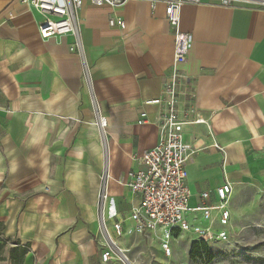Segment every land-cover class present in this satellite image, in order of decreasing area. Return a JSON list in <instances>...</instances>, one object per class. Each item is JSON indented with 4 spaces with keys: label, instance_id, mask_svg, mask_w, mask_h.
<instances>
[{
    "label": "crops",
    "instance_id": "crops-1",
    "mask_svg": "<svg viewBox=\"0 0 264 264\" xmlns=\"http://www.w3.org/2000/svg\"><path fill=\"white\" fill-rule=\"evenodd\" d=\"M78 18L88 81L69 51L71 37L41 41L35 15L18 0H0V264H121L101 260V218L119 246L159 237L125 234L132 223L124 219L138 199L120 181L158 141L159 106L147 103L161 97L172 70L165 5L86 2ZM110 18L121 19L123 29L110 27ZM179 30L189 48L176 70L193 94L181 99L180 117L205 121L182 128L183 143L195 151L186 164L188 208L203 193L216 206V190L229 184V231L234 189L264 183V9L244 1L185 5ZM93 99L107 121L105 145ZM189 108L194 112L185 115ZM142 113L146 122L139 125ZM102 179L106 199L99 203ZM184 219L208 226L199 213ZM116 222L123 223L119 237ZM183 234L197 240L190 232L174 238Z\"/></svg>",
    "mask_w": 264,
    "mask_h": 264
},
{
    "label": "built area",
    "instance_id": "built-area-1",
    "mask_svg": "<svg viewBox=\"0 0 264 264\" xmlns=\"http://www.w3.org/2000/svg\"><path fill=\"white\" fill-rule=\"evenodd\" d=\"M36 17L37 33L41 41L55 40L59 43L66 37H71L73 43L69 51L74 53L83 63V75L88 81V70L84 58V50L79 31L78 13L87 2L95 7H109L119 9L130 1H148L151 7L158 1L165 5V16L169 27L173 30L174 51L172 70L169 79L164 83L162 95L159 99L148 101L149 105L159 106L156 124L158 126V141L152 149L143 153L137 163L139 169L129 172L126 185L132 196L138 199L130 215L124 219L132 223L125 232L127 235H142L145 232H159V247L165 257L172 252L171 240L174 234L190 232L207 244H225L228 242L230 212L228 209L232 188L229 184L216 190L217 205L206 204L208 194L201 195V201L193 209L188 208L190 192L186 185V164L195 151L183 143L182 128L188 124H205L200 117L186 120L180 117L181 99L192 97V93H185L187 80L176 70L178 65L185 62L189 48V36L179 30L180 11L185 5H202L204 1H215L223 7H233L235 2L244 1L256 8L264 9V0H18ZM110 27L123 29L124 23L119 18H110ZM93 112L102 143L105 145L106 118L100 114L96 101L92 100ZM194 111L187 109L186 114ZM146 114L140 115L138 124L146 122ZM218 148V147H217ZM98 202L106 199V180L102 179V186L97 196ZM219 213L217 222L212 219V212ZM199 213L208 222V226L200 228L190 225L185 219L186 213ZM122 221V222H124ZM122 222L113 225L117 237L123 234ZM217 225L220 230L214 231ZM100 231L103 234L105 252L101 256L102 262L115 259L121 264H132L127 258L128 251L120 248L109 236L102 218Z\"/></svg>",
    "mask_w": 264,
    "mask_h": 264
},
{
    "label": "rangeland",
    "instance_id": "rangeland-1",
    "mask_svg": "<svg viewBox=\"0 0 264 264\" xmlns=\"http://www.w3.org/2000/svg\"><path fill=\"white\" fill-rule=\"evenodd\" d=\"M231 209L228 242L208 244L211 262L189 259L190 246L197 240L184 234L171 240L169 257L163 255L152 235L134 237L120 248L128 251L132 264H264V183H247L234 189Z\"/></svg>",
    "mask_w": 264,
    "mask_h": 264
},
{
    "label": "trees",
    "instance_id": "trees-1",
    "mask_svg": "<svg viewBox=\"0 0 264 264\" xmlns=\"http://www.w3.org/2000/svg\"><path fill=\"white\" fill-rule=\"evenodd\" d=\"M22 252L25 253V249ZM188 256L192 261L202 259L204 262H211L213 257L208 244L201 240H197L191 244Z\"/></svg>",
    "mask_w": 264,
    "mask_h": 264
}]
</instances>
